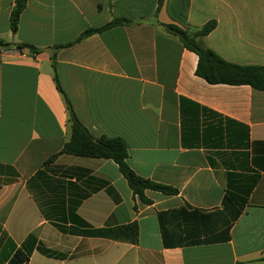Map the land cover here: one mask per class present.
I'll list each match as a JSON object with an SVG mask.
<instances>
[{"label": "crops", "instance_id": "0c3cea01", "mask_svg": "<svg viewBox=\"0 0 264 264\" xmlns=\"http://www.w3.org/2000/svg\"><path fill=\"white\" fill-rule=\"evenodd\" d=\"M16 1L0 0V264L19 248L25 264H264V91L198 77L167 29L216 21L204 47L264 67V0H26L13 32ZM114 20L129 24L59 48ZM68 103L179 194L145 204L112 160L49 163L71 138ZM195 209L214 214L213 236L239 213L230 240L181 245L210 226L179 213Z\"/></svg>", "mask_w": 264, "mask_h": 264}, {"label": "trees", "instance_id": "16d2710c", "mask_svg": "<svg viewBox=\"0 0 264 264\" xmlns=\"http://www.w3.org/2000/svg\"><path fill=\"white\" fill-rule=\"evenodd\" d=\"M164 0L160 1V4ZM26 7V0H17L16 6L11 16V29L16 32L19 27L21 15ZM129 24L127 21L114 20L108 25L98 29L86 30L76 41L59 46V48L71 47L86 38L95 34L104 32L110 28ZM217 28L216 21H210L200 30L194 34L174 26H167L168 31L180 39L183 45L190 51L194 52L198 56V66L196 74L198 77L204 79L211 85H229V86H250L255 90L264 91V67L262 66H242L230 63L224 60L212 49L204 47L198 38L208 36ZM0 46L4 47V44L0 42ZM33 52H37L38 49L32 46H26ZM68 109L70 112V124H71V138L65 144L63 150L49 159V163L54 162L61 155H71L87 158H99L112 160L115 162L120 172L127 179L130 189L134 196H137L143 203L152 204V201L147 199L146 192L153 191L161 193L165 196H177L179 191L168 185H164L149 179H145L137 176L128 164L129 150L126 142L121 138H94L88 129L79 121L71 105L68 103ZM227 202L225 207L227 206ZM185 213L187 216L186 221L188 223H197L198 221L210 222V226L206 224L203 227L202 233H200L195 239L188 238L186 243L181 245L194 246L202 244H210L215 242H227L230 240V230L232 224L238 219L239 213H227L224 217L225 229L218 236H213V224L214 214L202 213L199 210H193L191 213ZM229 215V216H228ZM164 215L160 216V220L163 225L164 232ZM189 237H192L189 235ZM165 245L168 244L165 240ZM30 253L25 252L23 249H17L7 264H25L30 260Z\"/></svg>", "mask_w": 264, "mask_h": 264}]
</instances>
